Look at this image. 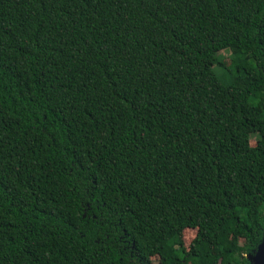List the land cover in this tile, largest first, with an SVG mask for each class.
<instances>
[{
    "label": "trees",
    "instance_id": "16d2710c",
    "mask_svg": "<svg viewBox=\"0 0 264 264\" xmlns=\"http://www.w3.org/2000/svg\"><path fill=\"white\" fill-rule=\"evenodd\" d=\"M263 233L264 0H0V264H248Z\"/></svg>",
    "mask_w": 264,
    "mask_h": 264
},
{
    "label": "rangeland",
    "instance_id": "374dc122",
    "mask_svg": "<svg viewBox=\"0 0 264 264\" xmlns=\"http://www.w3.org/2000/svg\"><path fill=\"white\" fill-rule=\"evenodd\" d=\"M231 49H226V50H222L219 52V55L222 57V61H223V64L227 65L228 63V59L230 58L231 56ZM231 78H226L225 81H229ZM254 139L252 138L250 140L251 143H253ZM195 233V230L194 229H190V228H185L183 231H182V235H181V241H182V244L184 245V247L187 246V244L189 243L190 239L193 237ZM229 239V234H224L221 236V241L222 242H227ZM241 243V240L239 239L238 242H237V245H239ZM150 262L151 264H156L157 263V258L155 256H152L150 258Z\"/></svg>",
    "mask_w": 264,
    "mask_h": 264
},
{
    "label": "water",
    "instance_id": "95a60500",
    "mask_svg": "<svg viewBox=\"0 0 264 264\" xmlns=\"http://www.w3.org/2000/svg\"><path fill=\"white\" fill-rule=\"evenodd\" d=\"M248 264H264V233L253 255L246 254Z\"/></svg>",
    "mask_w": 264,
    "mask_h": 264
}]
</instances>
